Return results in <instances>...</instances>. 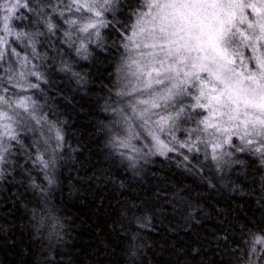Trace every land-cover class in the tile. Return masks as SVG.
I'll list each match as a JSON object with an SVG mask.
<instances>
[{
    "label": "snow or ice",
    "instance_id": "6c2138e0",
    "mask_svg": "<svg viewBox=\"0 0 264 264\" xmlns=\"http://www.w3.org/2000/svg\"><path fill=\"white\" fill-rule=\"evenodd\" d=\"M97 51L116 60L115 81L100 109L106 115L96 129L105 143L100 168L94 164L83 176L77 169L73 188L85 177L89 183L109 178L124 188L123 180L109 176L112 170L142 178L141 161L148 163L150 156L198 178L210 193L244 194L242 183L225 184V179L233 173L258 177L251 183L261 191L255 209L261 218L246 219L240 229L247 236L243 244L229 236L231 226H221L186 247L181 244L182 253L175 245L172 250L190 258L186 264H209L202 258L206 247L215 243L216 252L231 244L234 264H264V0H0V189L23 186L43 197L29 220L55 252L46 254L43 264H76L63 258L74 252L60 251L76 246L49 207V193L61 183L60 167L71 161L76 168L87 150L69 144V122L53 104L64 101L67 107L75 97L66 96L64 83L52 77L61 73L83 88L86 74L76 69ZM174 196L157 194L164 202L162 214L165 205L175 210L179 203L191 207L193 196L202 199L187 186ZM12 199L19 202L18 196ZM209 206L217 216L226 215ZM141 210L135 202H124L113 225L121 232L125 220L129 227H145L151 218L138 216ZM7 215L3 212L0 219ZM197 215L185 217L186 233L203 227ZM137 239L129 237L133 257Z\"/></svg>",
    "mask_w": 264,
    "mask_h": 264
},
{
    "label": "trees",
    "instance_id": "16d2710c",
    "mask_svg": "<svg viewBox=\"0 0 264 264\" xmlns=\"http://www.w3.org/2000/svg\"><path fill=\"white\" fill-rule=\"evenodd\" d=\"M115 63L116 60L112 56H106L99 51L93 58L80 61L76 70L86 74L87 78V84L83 88L70 82L61 73L52 77L57 83H64L66 96L75 97L72 104L67 107L64 101H59L58 106L53 104L58 113H63L60 118L69 122L67 128L69 144L73 148L79 145L87 146V150L79 157L76 168L71 167V161L60 167L61 183L49 193L51 197L49 207L54 208L55 214L65 223V227L70 232L71 244L76 246L74 249L67 246L60 249L61 252L76 254L72 257L65 256L64 260L73 259L76 264L81 262L82 264H186L190 258L174 252L173 245L182 253L181 244L186 247L196 236L202 237L221 226L225 228L231 226L234 230L229 231V236L243 244L241 238L247 239V236L240 229L246 219L255 222L256 219L261 218V213L255 211L258 207L256 200L260 198L261 191L258 185L251 183L252 179L258 177L250 176L244 179L233 173L224 183H229V180L242 183L244 194L230 192L227 189L210 193L206 187L199 186L198 178L190 177L187 173L182 174L181 169L176 168L163 157L150 156L148 163L141 161L144 164L142 178L133 177L131 173L126 174L123 171L117 173L116 169L112 170L109 176L123 180L124 188L113 184L109 178L89 183L87 177L82 184H76L73 188L77 169L79 175L83 176L85 170L94 164H97L98 169L100 168L97 162L101 159L99 152L103 149L105 141L103 137L97 135L96 129L106 115L100 109L108 95L107 89L111 88L115 81ZM49 103L53 101L50 100ZM79 162H83L84 167H79ZM88 175H92V172L89 171ZM68 176L73 177L71 182L65 179ZM16 179L19 180L20 177L17 176ZM185 186L194 195L200 194L202 199L197 201L193 196L189 201L191 207L179 203L175 210L165 205L167 212L162 214L161 204L164 202L157 198V194L163 192L169 200H175L174 193ZM6 187H9L10 191L5 192L0 189V209H2L0 216L3 212H8L6 217L0 219V225L6 229L0 232V264H43L46 254L51 252V255L55 256V252L47 247V242L40 238L29 223L32 209L37 201L43 200V197L36 190L29 188L25 191L23 186ZM77 188L79 191H76ZM20 193H23V196H20ZM13 196H18L19 202L14 203ZM5 198H8L6 205L3 204ZM124 202L141 205L142 210L137 215L150 217V223L143 228H138L136 223H132L129 227L125 220V230L121 232L119 226L113 225V221L120 219ZM209 205L222 209L226 215L217 216ZM229 209L232 210L230 214ZM190 212L199 213L197 219L202 221L203 227L195 225L186 233L185 217ZM207 216L211 219H206ZM237 216H239L238 220ZM224 220L228 223L222 225L221 221ZM171 228H175V231H169ZM133 234L138 237L136 243L139 247L135 257L129 254V237ZM166 240L167 244H165ZM234 247L229 244L227 249L221 248L214 252L216 244L213 243L211 247L205 248L207 256L202 258L209 264H220L221 261L223 264H229L230 261L234 264V257L231 254V249ZM56 259L59 260L60 257L56 256Z\"/></svg>",
    "mask_w": 264,
    "mask_h": 264
}]
</instances>
